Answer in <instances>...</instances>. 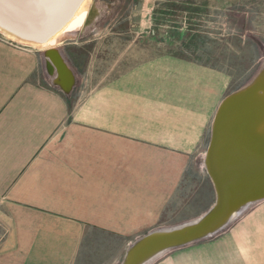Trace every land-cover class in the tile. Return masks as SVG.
Listing matches in <instances>:
<instances>
[{"label":"crops","instance_id":"obj_1","mask_svg":"<svg viewBox=\"0 0 264 264\" xmlns=\"http://www.w3.org/2000/svg\"><path fill=\"white\" fill-rule=\"evenodd\" d=\"M140 1L153 24L163 0ZM176 45L131 44L66 94L38 79L42 50L0 42V264H122L139 238L190 222L169 226L168 209L240 87ZM147 264H264V200Z\"/></svg>","mask_w":264,"mask_h":264},{"label":"rangeland","instance_id":"obj_2","mask_svg":"<svg viewBox=\"0 0 264 264\" xmlns=\"http://www.w3.org/2000/svg\"><path fill=\"white\" fill-rule=\"evenodd\" d=\"M207 3L159 1L150 24V14L143 10L140 0H93L89 22L56 47L80 82L108 71L119 56L132 51L131 44L177 43L173 47L176 54L227 72L235 90L249 82L264 64V0H212L210 7ZM0 42L31 47L1 34ZM38 77L52 83L48 71L45 75L39 72ZM215 198L206 169L192 161L168 209L174 212L170 219L174 224L169 226L197 219L212 207Z\"/></svg>","mask_w":264,"mask_h":264},{"label":"water","instance_id":"obj_3","mask_svg":"<svg viewBox=\"0 0 264 264\" xmlns=\"http://www.w3.org/2000/svg\"><path fill=\"white\" fill-rule=\"evenodd\" d=\"M84 1L0 0V34L42 50L52 84L66 94L77 84L75 71L57 45L40 46L72 20ZM92 14L90 9L85 24ZM65 73L72 81L70 88ZM203 163L215 190L212 207L195 220L139 238L122 264H147L164 251L208 238L264 200V64L249 82L221 102Z\"/></svg>","mask_w":264,"mask_h":264},{"label":"bare ground","instance_id":"obj_4","mask_svg":"<svg viewBox=\"0 0 264 264\" xmlns=\"http://www.w3.org/2000/svg\"><path fill=\"white\" fill-rule=\"evenodd\" d=\"M92 3L93 0H85L74 15V17L72 18V20L62 30H60L46 45L40 47L42 48L50 45H57L64 37L73 34L75 31L84 26L86 20L88 19ZM65 76L67 88H70L72 81L69 79L70 77L67 73H65Z\"/></svg>","mask_w":264,"mask_h":264}]
</instances>
